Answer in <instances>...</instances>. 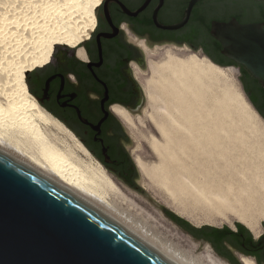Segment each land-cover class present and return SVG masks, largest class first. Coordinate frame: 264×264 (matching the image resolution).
<instances>
[{
	"label": "flooded vegetation",
	"instance_id": "1",
	"mask_svg": "<svg viewBox=\"0 0 264 264\" xmlns=\"http://www.w3.org/2000/svg\"><path fill=\"white\" fill-rule=\"evenodd\" d=\"M188 1L102 0L94 27L84 39L75 46L58 43L43 66L26 72L27 89L40 106L70 129L126 190L142 192L131 153V131L119 113L131 118L143 113L148 60L156 58L148 51L186 45L216 58L210 22L234 16L238 0H199L182 27L165 28L182 19ZM240 79L253 106L264 111L260 84L248 73ZM174 222L193 239L209 243L217 256L231 264L236 262L235 253L251 255L259 262L261 249L257 248L262 245L250 244L244 231L221 236L213 229ZM235 226L237 231L240 225Z\"/></svg>",
	"mask_w": 264,
	"mask_h": 264
},
{
	"label": "bare ground",
	"instance_id": "2",
	"mask_svg": "<svg viewBox=\"0 0 264 264\" xmlns=\"http://www.w3.org/2000/svg\"><path fill=\"white\" fill-rule=\"evenodd\" d=\"M90 1L94 5H99L102 0L80 1L74 12L69 15L68 21L65 20L66 23L60 24L58 0H0V70L3 69L6 72V77L3 79V83H7L6 88H17L18 97L20 96L16 105L11 102L6 107L0 105V149L86 198L132 228L178 263L197 264L152 235L144 227L142 220L119 209L112 203L113 199L110 200L111 202L106 201L103 191L96 193L90 189L93 181L80 166L65 152L49 147L43 142L44 133L39 122L54 125L61 131L64 127L58 119L52 117L53 115L40 106L28 91L25 83L26 72L30 68L43 66L49 60L55 44L65 43L75 46L91 32L95 23V13L89 9L90 7L88 8ZM148 53L156 58L148 60L150 75L144 83L147 102L150 105H156L155 94L164 93L168 97V111L145 114L143 110L142 115H146L164 138L162 144L153 139L152 145L155 148L161 145L164 153L160 156L158 164L152 167L146 165L139 157L135 158L141 173L140 183L147 187L159 181L162 183L176 181L193 186L201 194H208L224 201L231 199L235 209L248 208V204L241 200L243 193L248 192L246 186L242 187L241 183L238 187L234 186L236 184L233 183V175L230 177L232 174L230 167L218 161L215 158L216 155H206L205 152L211 147L202 143L196 144L197 138L186 132L194 130L196 125L195 122L184 118L189 109L185 100L189 97L194 101L198 100L201 89L200 78H211L217 75L220 65L201 57L199 52L192 53L185 46L160 47ZM158 53L163 54L161 60L157 59ZM2 87L3 85L0 89ZM238 97L244 108L252 113L242 96L238 95ZM142 115L131 118L125 112L119 113L129 129L133 126L132 119L139 121ZM6 124H15L31 133L32 136L40 137L43 146L40 158L25 154L11 143L5 133ZM169 127L177 130V136L174 138L175 149H171L169 144L166 132ZM109 186L112 189L115 188L112 182H109ZM254 217L249 226L255 225ZM205 246L208 247L206 243ZM240 261L242 264H254L253 260L245 255L240 256Z\"/></svg>",
	"mask_w": 264,
	"mask_h": 264
},
{
	"label": "rangeland",
	"instance_id": "3",
	"mask_svg": "<svg viewBox=\"0 0 264 264\" xmlns=\"http://www.w3.org/2000/svg\"><path fill=\"white\" fill-rule=\"evenodd\" d=\"M80 1L83 0H58V22L60 21V24L68 21L69 15L74 12ZM257 2L261 4L264 1ZM253 4L245 0H238L234 11H241L244 16H247L245 20L250 21L249 19L259 14V9ZM98 6V4L94 5L92 1L88 3V8L90 7L89 9L94 13ZM62 20L63 22H61ZM56 46L58 45L55 44L54 47ZM176 47H182V45ZM198 54L206 58L202 54ZM162 58L163 54L158 53L157 59L161 60ZM206 59L209 61L208 58ZM218 68L220 70L217 75L211 78H200L201 89L198 100L194 101L190 97L185 100L189 109L184 118L186 117L187 121L195 122L196 125L194 130L186 132L197 138L196 144L202 143L211 147L209 151L205 152L206 155H216L215 158L218 161L230 167L232 170L230 177L233 175V183L236 184L234 186L238 187L239 183L243 185L242 187L246 186L248 192L245 191L241 197V200L248 204V208L245 209H235L231 199L224 201L208 196V194H201L193 186L176 181L167 183L159 181L149 184L147 187L140 183L145 188L141 194L126 190L114 182L102 165L82 145L78 137L61 122L64 127L62 131L54 125L38 123L44 133V144L65 152L76 162L92 179L93 183L90 189L96 193L103 191L106 201L111 202L110 200L113 199L112 203L119 209L142 220L145 224L144 227L152 235L197 264L228 263L219 258L212 248L206 247L205 243L193 239L180 230L168 215L169 213L176 214L197 228L205 225L219 228L229 226L235 230V224L241 223L255 240L264 234V121L251 108L241 92L239 68L232 65L218 66ZM0 73H3L0 74V83L3 85L0 89L2 91L0 92V105L6 107L10 102L18 104L20 100L18 89L6 88L7 83H3L6 72L1 69ZM238 95L242 96L252 113L244 108ZM155 100L156 105L153 106L148 104L146 98L145 114L168 111V97L164 93H156ZM145 114H141L139 121L132 119L133 126L130 128V135L132 134L133 147L131 153L134 161L136 157H139L146 165L152 167L158 164L160 156L164 153V148L161 145L153 147L152 141L154 139L157 143L162 144L164 138ZM157 119L160 120V118ZM170 128L166 132L171 149H175L174 138L177 136V130ZM5 133L10 142L22 152L40 158L43 149L40 137L32 136L31 133L15 124H6ZM198 137H200L199 142ZM109 182H112L114 189L109 186ZM235 198L239 201L236 196ZM251 213L255 216L254 226H249L253 217ZM234 256L239 264H242L240 261L242 255L235 253ZM260 264H264V262L262 261Z\"/></svg>",
	"mask_w": 264,
	"mask_h": 264
},
{
	"label": "water",
	"instance_id": "4",
	"mask_svg": "<svg viewBox=\"0 0 264 264\" xmlns=\"http://www.w3.org/2000/svg\"><path fill=\"white\" fill-rule=\"evenodd\" d=\"M198 1L189 0L182 19L165 28L182 27ZM209 34L220 42L221 53L243 65L264 89V22L214 19ZM188 48L218 64L200 49ZM240 89L259 116L241 83ZM140 189L145 190L141 184ZM258 244L264 259L263 235ZM240 255L257 264L251 255ZM0 264L180 263L86 198L0 149Z\"/></svg>",
	"mask_w": 264,
	"mask_h": 264
},
{
	"label": "trees",
	"instance_id": "5",
	"mask_svg": "<svg viewBox=\"0 0 264 264\" xmlns=\"http://www.w3.org/2000/svg\"><path fill=\"white\" fill-rule=\"evenodd\" d=\"M254 7H257L259 9V14L255 17H253L252 19H249V20H255V21H263L264 22V2H261V4H259L257 1L255 0H251ZM240 7H243L242 5H240ZM242 10V9H241ZM196 13H197V10H196ZM198 14V13H197ZM234 17L239 20L240 22H248L245 20V18L247 16H244L242 15L241 11H236L234 12ZM211 37V36H210ZM212 38V37H211ZM213 40V43H214V46H215V49H216V54H217V57L216 58H213V57H210L214 62L220 64V65H232V66H237L240 70V73L241 75L242 74H245V73H248L250 74L246 68L241 65V64H238L236 62H234L232 59L224 56L222 53H221V44L220 42H218L216 39L212 38ZM251 75V74H250ZM255 79V78H254ZM256 80V79H255ZM257 81V80H256ZM258 82V81H257ZM259 83V82H258ZM263 93H264V89L261 87ZM170 216V218L174 221H178V222H182L184 224H187L189 227L191 228H197V227H194L193 225L190 224V222H188L187 220L177 216L176 214L174 213H169L168 214ZM238 225L240 226H237L238 230L235 231L233 229H231L229 226H223V227H214V226H202L201 228H209V229H213L214 231H217L219 232V234L222 236V235H225V234H233V235H238V231H244L246 234H247V239H248V242L250 244H253L255 245L256 247L258 246V239L255 240L253 239V236L251 235V233L249 232V230L244 226L242 225L241 223H237ZM257 249H261V253H260V256H259V262L258 264H260V262H264V259L262 257V246H259V248ZM235 264H239V262L236 260Z\"/></svg>",
	"mask_w": 264,
	"mask_h": 264
},
{
	"label": "snow or ice",
	"instance_id": "6",
	"mask_svg": "<svg viewBox=\"0 0 264 264\" xmlns=\"http://www.w3.org/2000/svg\"><path fill=\"white\" fill-rule=\"evenodd\" d=\"M259 116H260L261 120L264 121V111H260Z\"/></svg>",
	"mask_w": 264,
	"mask_h": 264
}]
</instances>
